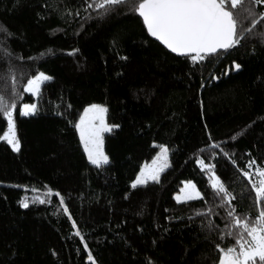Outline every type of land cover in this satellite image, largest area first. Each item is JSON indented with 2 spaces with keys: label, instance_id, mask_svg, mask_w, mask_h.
Returning <instances> with one entry per match:
<instances>
[{
  "label": "trees",
  "instance_id": "obj_1",
  "mask_svg": "<svg viewBox=\"0 0 264 264\" xmlns=\"http://www.w3.org/2000/svg\"><path fill=\"white\" fill-rule=\"evenodd\" d=\"M98 2L0 0V107L14 114L21 145L1 140L0 112V264H219V248L233 246L228 211L255 218L264 206L250 186L264 169V21L246 31V9L258 19L264 5L234 10L239 45L193 61L151 38L141 0L107 14L88 6ZM41 72L51 79L35 98L25 87ZM95 104L111 126L101 166L77 130ZM161 146L169 168L132 187ZM208 165L231 205L221 206ZM184 182L203 198L178 202Z\"/></svg>",
  "mask_w": 264,
  "mask_h": 264
},
{
  "label": "snow or ice",
  "instance_id": "obj_2",
  "mask_svg": "<svg viewBox=\"0 0 264 264\" xmlns=\"http://www.w3.org/2000/svg\"><path fill=\"white\" fill-rule=\"evenodd\" d=\"M125 0H99L98 3H91L88 6L95 9L103 10V14H107L113 10V7L124 3ZM251 3L259 6L264 5V0H251ZM245 0H141L138 3L136 11L143 18L147 26L148 32L161 40L172 52L181 55L191 56L193 61L204 60L205 55L214 54L218 50H228L236 47L243 39V31L239 28V20L234 10L244 9ZM248 16H251V27L246 31L251 33L257 24L264 21V12L257 14L251 9H246ZM264 36V33H261ZM239 65H235L239 69ZM50 77L44 73H40L34 79L27 81V90L33 91L39 83L49 80ZM3 97H0L2 102ZM25 111L22 115L34 113L35 106L24 105ZM92 110L105 111L103 108L93 106ZM0 112L7 116L6 124L11 136H4V140L12 146L16 151H19V141L15 136V125L12 118V112L6 107H0ZM83 124V121H81ZM103 130H110L104 128ZM100 129H93L89 132L85 140V147L88 150L89 160L94 165H100L102 162L107 163L108 158L99 151ZM81 135L84 136L83 129ZM166 152L167 149H164ZM203 164V161H201ZM255 164V161L250 162L249 168ZM211 172V188L215 195L219 197L221 206L223 204L231 205L236 197L228 190L224 182L216 176L214 165L206 166ZM257 179L251 183V188L254 190L256 200L264 202V169L257 167ZM244 177L252 180V173L243 171ZM157 180L156 173L150 176L137 177L132 187L146 184L147 181ZM187 187L193 189L192 194L186 196L187 199L203 198L196 186L190 184ZM43 203L44 201H40ZM61 203L63 201L61 200ZM28 203H23V207L27 208ZM67 211V209H65ZM211 212V209H209ZM228 218L234 221V231L227 233L233 236V246L228 248H219L221 257L219 264H264V206L258 212L255 218H241L235 214L234 207L228 213ZM211 227V223H210ZM79 235V233H77ZM218 247V246H217ZM92 260L91 254L88 256ZM94 264V261H93Z\"/></svg>",
  "mask_w": 264,
  "mask_h": 264
},
{
  "label": "rangeland",
  "instance_id": "obj_3",
  "mask_svg": "<svg viewBox=\"0 0 264 264\" xmlns=\"http://www.w3.org/2000/svg\"><path fill=\"white\" fill-rule=\"evenodd\" d=\"M44 74L47 75L46 73H44ZM47 76L50 77L49 75H47ZM50 79H51V77H50ZM49 80H47V81H49ZM47 81H42L41 83H39L37 85V87L33 91H28L27 90V85H26L25 91L27 93L35 96V98H38V96H39V94L41 92L42 85L44 83H46ZM27 105H30V106L34 105L35 106V111H34V113L29 114V115H22L21 114L23 117H28V116L34 115L36 113V111H37V103L36 102L34 104H27ZM93 106H98L99 108H103V109H105V111L101 112V111H98V110H92ZM23 111H25L24 105L21 107L20 113H22ZM12 118H13V122H14V125H15V118H14V114L13 113H12ZM81 121H83V124H81ZM104 128H107V129L111 130V126L108 124V121H107V109H106V107L102 106V105H98V104L87 106L85 108V110L83 111L81 117L79 118V121L77 122V130H78L79 137H80L81 143L83 145V148H84V150H85V152L87 154L88 160H89V154H88V150L85 147V140L87 139L89 132L91 130H93V129H100V131H99V137H100L99 151L102 152L108 158V156L106 155V152H105L104 138H105V135L108 132H110V130H103ZM81 129H83V132H84V136L83 137L81 135ZM6 135L7 136H11V133L8 130V126H7L6 132L4 133L3 137L1 138L2 141L7 143V141L4 140V136H6ZM15 136L18 139L17 131H16V125H15ZM19 146L21 148L20 142H19ZM164 149H167V151L165 152ZM14 151H16V150H14ZM16 152H18V151H16ZM108 163H109V159H108L107 163H103L102 162L99 166L105 165V164H108ZM169 166H170V150H169V148L167 146H161L157 156L152 161L147 162V163H145L143 165L142 170H141V172L139 173V175L137 177L141 176V174H144L145 176H150L152 173H156L157 176H158V179L157 180L149 179L147 181V183L159 181V179L161 177V174L165 170H167L169 168ZM146 184H143V185H146ZM190 184H194V183L193 182H184L183 183V186L181 187V190L175 196V198H176V200L178 202L190 201L189 199L186 198V196L188 194H192L193 193V189L191 187H187ZM143 185H137V186H143ZM196 190H197V188H196ZM197 199H200V198L191 199V200H197Z\"/></svg>",
  "mask_w": 264,
  "mask_h": 264
},
{
  "label": "water",
  "instance_id": "obj_4",
  "mask_svg": "<svg viewBox=\"0 0 264 264\" xmlns=\"http://www.w3.org/2000/svg\"><path fill=\"white\" fill-rule=\"evenodd\" d=\"M143 19V18H142ZM146 25V24H145ZM146 28H147V26H146ZM147 31H148V29H147ZM149 33V32H148ZM149 35L151 36V38L152 39H154L155 41H157L158 43H160L163 47H165L168 51H170L171 53H173V54H175V55H178V56H181V54H179V53H174V52H172L161 40H158L156 37H153L150 33H149ZM219 51V50H218ZM214 54H216V53H214ZM204 55H212V54H204ZM88 261L89 262H92V260H89L88 259Z\"/></svg>",
  "mask_w": 264,
  "mask_h": 264
}]
</instances>
